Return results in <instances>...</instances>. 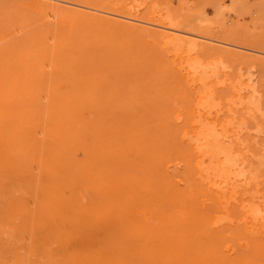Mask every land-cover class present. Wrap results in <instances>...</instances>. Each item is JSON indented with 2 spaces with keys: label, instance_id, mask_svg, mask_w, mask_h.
<instances>
[{
  "label": "rangeland",
  "instance_id": "374dc122",
  "mask_svg": "<svg viewBox=\"0 0 264 264\" xmlns=\"http://www.w3.org/2000/svg\"><path fill=\"white\" fill-rule=\"evenodd\" d=\"M0 264H264V0H0Z\"/></svg>",
  "mask_w": 264,
  "mask_h": 264
},
{
  "label": "bare ground",
  "instance_id": "6f19581e",
  "mask_svg": "<svg viewBox=\"0 0 264 264\" xmlns=\"http://www.w3.org/2000/svg\"><path fill=\"white\" fill-rule=\"evenodd\" d=\"M76 4V3H75ZM68 6V5H67ZM84 6V5H83ZM117 16V15H116ZM124 17H126V16H124ZM122 18V17H121ZM131 19H133L132 17H131ZM141 21V20H140ZM150 24V23H149ZM161 26V25H160ZM170 30V32H165V35L166 36H168V34H171V32H172V34L173 33H175V32H177V34H178V31H176V28H174V30H172L171 31V29H169ZM164 32V31H163ZM168 33V34H167ZM184 34H186V33H184ZM195 34V33H194ZM174 36V37H173ZM177 36H179V37H181L180 35H177ZM177 36L175 35V34H173L172 36L171 35H169L168 37H170V38H173V39H175V38H177ZM190 36H193V35H189L188 37V39H189V41L192 43V44H198V41H196L197 40V37H199V38H201L200 36L201 35H199V36H194V37H196V38H194V37H192V39H191V37ZM202 37H203V35H202ZM205 37V36H204ZM209 38V37H208ZM206 39H207V36H206ZM214 40V39H213ZM221 41V40H220ZM225 43V42H224ZM226 44V43H225ZM230 44V43H229ZM232 45V44H231ZM237 46V45H236ZM241 48V47H240ZM43 134V133H42ZM58 140V139H57ZM154 153V152H153ZM87 164V163H86ZM109 180V179H108ZM117 180V179H116ZM110 181H112V180H110ZM97 183V182H96ZM95 183V184H96ZM104 184V183H103ZM115 196V195H114ZM90 201H91V199H90ZM34 204V203H33ZM94 209V208H93ZM148 218V217H147ZM227 219V218H226ZM230 219V218H229ZM154 220V219H153ZM155 221V220H154ZM155 223V222H154ZM168 225V224H167ZM169 226V225H168ZM172 226V225H171ZM80 252V251H79ZM213 254V253H212ZM79 255V258H81V259H83L82 258V256L80 255V254H78ZM231 257V256H230ZM184 258V257H183ZM160 259V258H159ZM82 261V260H81Z\"/></svg>",
  "mask_w": 264,
  "mask_h": 264
}]
</instances>
